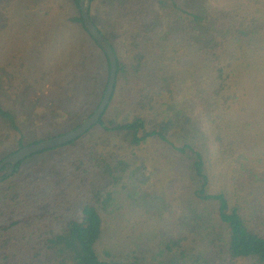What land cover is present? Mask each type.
<instances>
[{"label":"trees","instance_id":"obj_1","mask_svg":"<svg viewBox=\"0 0 264 264\" xmlns=\"http://www.w3.org/2000/svg\"><path fill=\"white\" fill-rule=\"evenodd\" d=\"M60 1L65 26L79 27L104 61L82 41L65 54L71 69L57 80L44 74L43 84L22 72L24 59L13 70L1 69L0 162L26 145L76 128L103 97L108 58L83 26L79 0ZM59 14L56 24L42 23L43 32L31 31L35 40L58 29ZM89 15L116 54L111 100L83 136L30 155L9 175V165L0 170V264H125L110 253L98 254L102 212L112 188L144 170L132 167L128 155L151 140L171 147L196 183L195 198L214 208L221 228L219 264H264L263 173L248 172L250 183H242L243 192H232L231 198L224 190L212 192L208 159L192 144V120L176 103L185 58L198 51L206 59L213 111L231 117L227 131L213 136L217 152L232 154L240 141L255 137L252 122L239 111L243 100L237 99L239 77L232 70L237 48L264 38V16L208 0H90ZM61 47L46 61V70L59 65Z\"/></svg>","mask_w":264,"mask_h":264},{"label":"rangeland","instance_id":"obj_2","mask_svg":"<svg viewBox=\"0 0 264 264\" xmlns=\"http://www.w3.org/2000/svg\"><path fill=\"white\" fill-rule=\"evenodd\" d=\"M208 2L216 7L243 8L264 16V0ZM60 3V0L33 3L0 0V70L6 65L13 70L15 62L24 59L27 67L22 72L38 79L51 74L52 80H57L71 69V59H66L65 54L82 41L103 63L94 42L79 27L65 26L58 12ZM58 14V29L51 35L45 32L41 41L35 40L32 33L43 32L42 23L56 24ZM59 44L63 57L59 58L57 67L46 70V61L58 53ZM236 57L232 71L239 77L237 99L243 100L238 108L242 118L245 116L247 122H252L250 126L255 127L256 136L248 142L240 141L242 146L234 153H218L213 142L216 133L227 131L231 117L222 119L217 115L221 114L219 111H213L216 107L212 106L206 59L198 51L193 50L185 58L187 64L176 94L179 109L192 120L190 140L208 159L210 190H224L230 198L232 192H243L242 183L245 186L250 183L248 172L264 175V38L238 47ZM102 84L103 79L97 88ZM246 114L251 117L247 118ZM241 123L239 120L237 126ZM128 159L132 167L144 165L145 168L135 171L131 180L112 188L113 198L102 212V233L97 242L99 256L110 253L112 259L125 264H184L196 259L198 264H219L221 228L212 205L195 198L196 183L190 178L186 164L174 156L169 145L157 140L135 150Z\"/></svg>","mask_w":264,"mask_h":264},{"label":"water","instance_id":"obj_3","mask_svg":"<svg viewBox=\"0 0 264 264\" xmlns=\"http://www.w3.org/2000/svg\"><path fill=\"white\" fill-rule=\"evenodd\" d=\"M79 8L81 12L83 26L85 27L88 34L95 40L97 45L101 48V50L106 54L108 58L109 75L103 97L96 110L76 128L68 132H65L63 134L46 138L44 140L35 143H31L29 145L20 148L16 152L6 156L0 162V170L3 168V166L9 165L7 175L12 173L14 167L20 161L26 159L30 155L42 150L59 148L83 136L88 130H90L94 125H96L99 122L105 108L107 107V105L111 100L112 93L114 90L115 80H116V73H117L116 54L108 39L98 30V28L95 26L92 19L90 18L89 15L90 0H79ZM1 179L2 177H0V180Z\"/></svg>","mask_w":264,"mask_h":264}]
</instances>
